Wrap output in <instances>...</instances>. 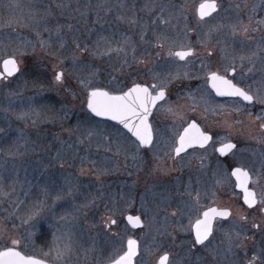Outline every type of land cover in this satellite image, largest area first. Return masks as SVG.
<instances>
[{"label": "rangeland", "instance_id": "1", "mask_svg": "<svg viewBox=\"0 0 264 264\" xmlns=\"http://www.w3.org/2000/svg\"><path fill=\"white\" fill-rule=\"evenodd\" d=\"M202 1L0 0V64L15 56L21 69L0 83V249L16 239L24 254L53 264L55 251L44 254L69 245L55 264H106L135 237V264H159L165 253L168 264H234L236 248L264 256V238H241L242 247L234 238L230 251L222 235L229 222L218 224L202 245L221 249L205 258L192 250L189 223L197 212L184 200L172 203L169 146H161L171 142L166 132L179 134L196 94L173 87L189 80L187 71L207 55L205 49L226 59L244 57L246 37L232 33V25L244 21L230 14L264 12V0H217L218 12L200 20L196 9ZM145 12L157 13L149 43L145 34L131 31L144 25ZM167 18L171 24L161 26ZM158 37L166 38L163 48L157 47ZM173 41L190 42L198 55L188 63L174 61L167 54ZM117 48L124 51H109ZM58 71L62 82L55 80ZM139 80L171 81V94L156 111L164 126L155 128V141L165 136L150 148H140L118 124L86 109L91 88L118 93ZM127 213L139 214L144 226L132 229ZM107 217L117 223L108 227Z\"/></svg>", "mask_w": 264, "mask_h": 264}, {"label": "flooded vegetation", "instance_id": "2", "mask_svg": "<svg viewBox=\"0 0 264 264\" xmlns=\"http://www.w3.org/2000/svg\"><path fill=\"white\" fill-rule=\"evenodd\" d=\"M216 3L218 5L217 11L211 16L218 12L219 3L217 0ZM183 13L186 16L187 10ZM156 15L157 13L149 15L145 12L142 15L144 25L140 26L137 24V28H133L131 31L135 32V29H137L140 33L142 32L146 37L144 41L149 43L151 38L148 36L147 32L153 30V22ZM196 15L199 18L198 6ZM230 17L232 20H243L244 24H249V18L251 17L252 27H257L256 22L264 20V12H262V10L235 11L230 14ZM206 18L208 17L204 19ZM167 21L171 24V19L167 18L162 19L161 26L167 25ZM192 25L191 23V26ZM159 29L163 28L159 27ZM126 30L123 32H126ZM243 40L245 42L246 52L243 62L240 58L226 59L221 54H214L215 50H209L212 53L210 56H198L199 59H197V62L193 66V70L187 71L189 80L181 82L173 87V89L178 87L180 90H183L185 94L195 90V108H191L193 113L189 114L187 118L182 121L177 136L172 134L171 131L166 132V134L171 133V142L161 147L167 149L169 146L168 155L171 157L170 166L173 169L169 183L174 186L172 190L173 204L181 199L184 200V204L187 203L191 206L193 197L196 193H200V204L203 205L199 210L200 213L206 210L207 207L214 206L221 208L227 207L230 208L234 214L240 213L246 215L248 217L247 223L242 221L241 225L243 226V230H241L240 227L237 232L241 233V238L246 236L248 238L257 239L264 238V231L252 228L251 224L255 221L264 227V216L249 209L247 205L244 204L242 190L235 186V177L229 176V173L235 167H244L251 173L260 172L262 178L260 184L257 186V190H264V130L260 127L262 121L255 119L256 116L264 113V105L256 103L255 101L249 103L243 101L242 98L239 97L220 96L216 93L215 89L211 87V83L207 79V75L210 71H218L221 75H226L228 79H232L238 86L245 88V90H249L250 86L252 92H256V90L259 89L261 93L264 94V25H259V30L256 31H252L250 28L248 36ZM143 46L146 47L148 44H143ZM219 52L221 53L220 50ZM232 67L236 68L235 73L225 71L226 69L230 70ZM249 69H251V71H249ZM184 73L186 74V71ZM136 83L151 85L157 83V81L149 82L139 80L132 83L121 92L127 91L128 88ZM167 93L168 95L165 101L170 96L171 89L167 88ZM184 93L181 95L185 97L186 95ZM165 101L158 102L157 106L152 110V115L149 116V123L152 125L153 131V143L165 136L158 137L155 141V128H162V126H164L160 118L156 116V111ZM249 113L251 116H249ZM193 121L199 125L202 131L210 134L212 140L205 148L194 146L193 148L186 149V151L182 152L179 156H176L174 148L178 146L179 137L183 134L184 129ZM119 129L125 132L139 145L138 140L121 124H119ZM173 142H175V145L172 152H170ZM227 142L235 144L236 147L227 155H221L216 149H218L222 143ZM152 145L147 147L139 145V147L150 148ZM249 187L252 188L253 185L250 183ZM189 193H191V195H189ZM191 212L189 213L192 214ZM197 215L198 213L196 217ZM142 221L144 226V220L142 219ZM231 221L232 217L226 220H220L218 218L214 223L213 235L209 237V240L216 234L218 224H228ZM233 225L227 226L226 230H222V235H225V232H234L236 226ZM191 235L195 240L192 230ZM18 249L20 250L19 247ZM192 250L202 251L199 254L207 255L205 256V258H207L208 254H218V251L221 249L212 247L204 248L202 245L198 246L196 244L195 247H192ZM233 250L231 254L234 255V264H248L249 261H253V264H264V256H256L249 248H236ZM210 251L212 252L210 253ZM168 255L170 257V253H168Z\"/></svg>", "mask_w": 264, "mask_h": 264}, {"label": "snow or ice", "instance_id": "3", "mask_svg": "<svg viewBox=\"0 0 264 264\" xmlns=\"http://www.w3.org/2000/svg\"><path fill=\"white\" fill-rule=\"evenodd\" d=\"M218 5L216 0H203L199 5L198 15L201 20L205 17H210L213 13L217 11ZM257 27H252L251 17L249 18V24L240 23L239 27L237 25H232V33L235 36L238 32L240 35L247 37L250 28L252 31L259 30V25H264V20L256 22ZM165 37H158L157 47L163 48V40ZM44 43V42H42ZM79 47V45H77ZM175 47H179V50H174ZM109 51H124L123 48L109 49ZM207 55H211V51L205 49ZM134 52V49H133ZM168 56L174 61H184L189 62L190 57H195L198 55L196 49L191 46V43L176 45V42H172V47L169 48ZM245 57L241 56L240 60L243 62ZM250 59V58H249ZM203 66V63H202ZM3 72H0V80L7 77L13 76L15 73L19 72L21 69L19 67V62L15 56H9V58L3 60ZM231 73L236 72V68L232 67ZM251 71V69H249ZM179 75L173 77L172 79H179ZM64 79L63 71L57 72L55 75V80L57 82H62ZM207 79L211 83V87L215 89L216 93L220 96H230L239 97L243 101L252 103L255 101L261 105H264V94L261 90L257 89L256 92H252L249 86V90L238 86L234 83L232 79H228L226 75H221L218 71H210L207 75ZM171 81L159 83H153L151 85L136 83L132 87L128 88L127 91H123L120 94H112L107 90L101 88H91L87 96V107L91 112L95 113L96 116L110 117L112 120H118L124 125L133 135L137 138L139 145L150 146L153 143V131L152 125L149 123V116L152 115V110L157 106L158 102L165 101L167 93V88L169 87ZM81 84L86 88L91 87L89 83L81 81ZM171 111V108H169ZM249 116L251 114L249 113ZM256 120L262 121L260 127L264 130V113L255 117ZM212 140V136L204 131H202L199 125L193 121L184 129V132L179 137L178 146L174 148L176 156H179L182 152L186 151L188 148H193L194 146H199V148H205L206 145ZM236 147L235 144L231 142L222 143L221 146L216 149L221 155H227ZM83 171V169H82ZM229 176L235 177V186L240 188L243 193V202L247 207L255 212H258L261 216H264V190H257V186L261 181V173L255 172L251 173L248 169L244 167H235L229 173ZM253 187L250 188L249 184ZM191 195V193H189ZM59 199V197H57ZM200 193H196L193 197V203L190 207V211H195L198 213L194 223L190 221L189 229L195 233V243L204 245L205 241L209 240V237L213 235L214 223L219 218L220 220H226L232 217L231 223L236 226H243L241 222L247 223L248 217L240 213H233L230 208L227 207H214L209 206L202 213L199 212L203 205L200 204ZM39 211L33 215H38ZM33 217L30 216L31 220ZM128 221L133 225V227H140L142 221L140 216H128ZM105 223L108 227H111L117 223L115 219L107 217ZM251 227L254 229H260L264 231V227L261 224L252 222ZM225 238L229 243V250L231 251V245L234 238L241 241L240 232H225ZM244 237L243 239H247ZM20 244L19 240H11V247H6L0 250V264H48L46 259H39L35 256L25 255L23 252L18 250L17 246ZM237 247H242L241 243L237 244ZM55 251V257L53 258V264L63 258L68 251H70V246L65 245L63 249L56 247L50 249L48 253H45V257L51 256L52 252ZM140 251V243L136 239L129 238L127 240V250L119 255L118 258H113L110 260V264H134V258L138 255ZM169 255L165 253L160 258V264H168ZM248 264H253V261H249Z\"/></svg>", "mask_w": 264, "mask_h": 264}, {"label": "water", "instance_id": "4", "mask_svg": "<svg viewBox=\"0 0 264 264\" xmlns=\"http://www.w3.org/2000/svg\"><path fill=\"white\" fill-rule=\"evenodd\" d=\"M201 4V3H200ZM199 4V5H200ZM199 5H198V8H199ZM7 58H9V56L8 57H6V58H4V59H7ZM3 59V60H4ZM3 60L1 61V64H0V72H3L4 71V69H3ZM19 67H20V65H19ZM58 72H60V71H58ZM19 72H17V73H15L13 76H11V77H14L15 75H17ZM11 77H7V78H5V79H2V80H0V83L2 82V81H6V80H8L9 78H11ZM101 89H104V88H101ZM104 90H106V89H104ZM89 91H91V90H89ZM108 91V90H107ZM110 92V91H109ZM110 93H112V94H120L119 92L118 93H114V92H110ZM86 109L88 110V112L92 115V116H94V117H96V118H99V119H102V120H107V121H111V122H113V123H116V124H121L123 127H124V125L122 124V123H120L118 120H112L110 117H102V116H96L95 115V113H93V112H91V110L90 109H88V107H87V101H86ZM149 119V118H148ZM127 129V128H126ZM128 130V129H127ZM129 131V130H128ZM130 132V131H129ZM132 135H133V133L132 132H130ZM134 136V135H133ZM135 137V136H134ZM136 138V137H135ZM137 139V138H136ZM141 146H143V145H141ZM143 147H147V146H143ZM128 216H139V215H137V214H127L126 215V217H125V219H126V222H127V224L132 228V229H139V228H141V227H143V221H142V219H141V221H142V225L140 226V227H133V225L128 221ZM141 218V217H140ZM194 232V231H193ZM194 236H195V233H194ZM130 238H132V239H136V240H138L137 238H135V237H130ZM129 239V238H128ZM127 239V240H128ZM206 242V241H205ZM198 246H200V244H197ZM18 248V247H17ZM1 250H3V249H1ZM19 250V249H18ZM126 250H127V241H126ZM125 250V251H126ZM21 251V250H20ZM22 252V251H21ZM123 254V253H122ZM121 254V255H122ZM139 254V253H138ZM26 255V254H25ZM31 256H33V255H31ZM138 256V255H137ZM136 256V257H137ZM36 257V256H35ZM136 257L134 258V264H135V260H136ZM37 258H39V257H37ZM118 258V257H117ZM39 259H41V258H39ZM158 262H159V264H160V259L158 260ZM48 264H49V262H48ZM106 264H110V262H108V263H106Z\"/></svg>", "mask_w": 264, "mask_h": 264}, {"label": "bare ground", "instance_id": "5", "mask_svg": "<svg viewBox=\"0 0 264 264\" xmlns=\"http://www.w3.org/2000/svg\"><path fill=\"white\" fill-rule=\"evenodd\" d=\"M111 122V121H110ZM116 124V123H115Z\"/></svg>", "mask_w": 264, "mask_h": 264}]
</instances>
